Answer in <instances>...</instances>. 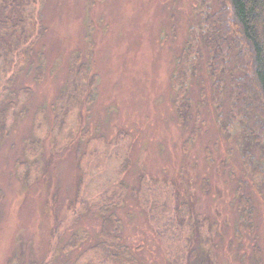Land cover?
Listing matches in <instances>:
<instances>
[{
    "label": "rangeland",
    "instance_id": "obj_1",
    "mask_svg": "<svg viewBox=\"0 0 264 264\" xmlns=\"http://www.w3.org/2000/svg\"><path fill=\"white\" fill-rule=\"evenodd\" d=\"M219 9V0L40 1L31 55L18 59L15 41L0 50V264H84L114 190L121 242L142 263L171 264L147 211L166 202L176 221L172 208L194 221L179 240L194 241L193 264H264V130L256 109L234 107L244 72L233 43L213 67L203 19ZM77 233L83 242L68 250Z\"/></svg>",
    "mask_w": 264,
    "mask_h": 264
},
{
    "label": "trees",
    "instance_id": "obj_2",
    "mask_svg": "<svg viewBox=\"0 0 264 264\" xmlns=\"http://www.w3.org/2000/svg\"><path fill=\"white\" fill-rule=\"evenodd\" d=\"M40 1L0 0V50H3V45H6L7 48L8 43L15 41L18 46V59L22 56L25 58V56L31 55L32 38L37 36V34H33L39 24L37 7ZM219 4L220 9L217 12L203 19L205 26H210L213 32V38L211 37L212 39L210 38L208 41L209 43L211 42L213 56L215 55V59L218 60L213 67L217 71V69L219 70L223 65L227 64V60L223 59V50L230 45V42L233 43L237 49V66L244 72L242 79H238L234 90V95L236 96L234 98V107L242 113L247 108L250 113L256 109L258 116L262 119V121H257L259 129L264 130V0H219ZM2 9L5 11L3 16ZM29 20H31L32 29L26 27V23ZM20 28H24L22 36L19 33ZM31 30L33 34L30 33ZM219 40L222 41L221 44ZM26 43L30 44L23 50V44ZM193 50L195 53L196 46H193ZM0 53L3 54L1 51ZM227 54H229V51ZM76 64H78V61H76ZM179 66L181 73L185 75L187 67L183 62ZM82 69L89 86L96 79L92 73V66L84 64ZM181 78L182 76L175 79L176 82H179ZM187 78V76L184 77L179 87V99L185 94ZM218 91L221 93L220 89ZM67 93H70L69 89ZM179 103L178 101L177 104ZM245 115L246 112L243 116ZM260 136L264 139V134ZM112 193L110 197H104L103 203L101 202L98 207L97 211L103 218L100 231L101 240L86 249L84 253H87L88 257L86 256L84 264H145L139 261L129 245L121 242V233L124 227L123 221L115 211H111V208L120 204L122 194L116 190ZM170 210L171 207L166 202L161 205L159 211L156 210V206L149 207L147 205L150 219L155 223L157 236L161 241L169 238V249L173 255L171 264H193V261L198 257L196 254L197 249L191 248V242L194 241H192L191 237L186 236L187 243L182 245L179 240L183 239V229L186 226L192 230L196 229L194 221L187 219L183 209L172 208L175 216L176 212L180 216V221H176L172 216H169ZM197 228L204 238V245L207 242L209 243L203 232L202 221H199V227ZM83 240L84 237L77 233L67 242L66 248H76ZM176 242H179L181 246H178ZM257 264H261L260 259H258Z\"/></svg>",
    "mask_w": 264,
    "mask_h": 264
}]
</instances>
